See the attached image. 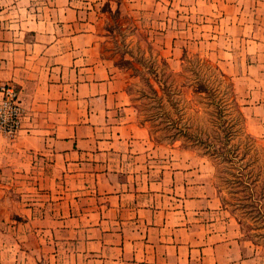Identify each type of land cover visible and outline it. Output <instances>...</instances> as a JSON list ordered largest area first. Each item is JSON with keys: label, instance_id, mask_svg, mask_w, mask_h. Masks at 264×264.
<instances>
[{"label": "crops", "instance_id": "0c3cea01", "mask_svg": "<svg viewBox=\"0 0 264 264\" xmlns=\"http://www.w3.org/2000/svg\"><path fill=\"white\" fill-rule=\"evenodd\" d=\"M188 1L218 12L234 41L224 52L259 84L264 0ZM102 5L0 0V82L24 108L15 137L0 131V264H264L213 162L139 120L101 47Z\"/></svg>", "mask_w": 264, "mask_h": 264}, {"label": "rangeland", "instance_id": "374dc122", "mask_svg": "<svg viewBox=\"0 0 264 264\" xmlns=\"http://www.w3.org/2000/svg\"><path fill=\"white\" fill-rule=\"evenodd\" d=\"M186 1L102 0L105 14L97 32L104 56L125 82L138 118L153 139L213 162L214 184L238 221L243 216L233 211V197L223 179L225 164L207 153L205 140L221 134L226 118L240 121L237 113L222 111L225 100L231 99L227 84L232 79L246 116L242 136L264 143V69L252 75L257 85L242 74L241 64L236 68L232 61L235 56L224 52L234 41L225 38L229 31L217 22L218 12L205 15ZM239 225L243 238L250 240L247 228Z\"/></svg>", "mask_w": 264, "mask_h": 264}, {"label": "trees", "instance_id": "16d2710c", "mask_svg": "<svg viewBox=\"0 0 264 264\" xmlns=\"http://www.w3.org/2000/svg\"><path fill=\"white\" fill-rule=\"evenodd\" d=\"M227 85L231 99L225 100L222 111L227 109L229 115L237 113L240 121L232 122L226 118L221 134L215 140L207 138L205 147L210 156L225 164L223 179L233 197V211H241L243 216L239 218V224L247 228L250 240L264 246V143L251 136L243 138L246 116L233 80L230 79Z\"/></svg>", "mask_w": 264, "mask_h": 264}, {"label": "built area", "instance_id": "2783aa9c", "mask_svg": "<svg viewBox=\"0 0 264 264\" xmlns=\"http://www.w3.org/2000/svg\"><path fill=\"white\" fill-rule=\"evenodd\" d=\"M0 131L13 138L23 126L24 108L14 81L0 82Z\"/></svg>", "mask_w": 264, "mask_h": 264}]
</instances>
